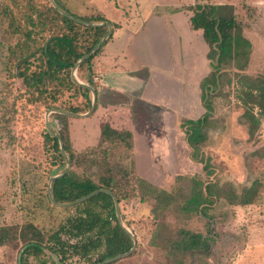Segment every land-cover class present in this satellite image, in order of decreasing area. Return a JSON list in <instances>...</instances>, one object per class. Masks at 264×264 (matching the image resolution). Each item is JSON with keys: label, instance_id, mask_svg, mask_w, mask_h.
Instances as JSON below:
<instances>
[{"label": "rangeland", "instance_id": "rangeland-1", "mask_svg": "<svg viewBox=\"0 0 264 264\" xmlns=\"http://www.w3.org/2000/svg\"><path fill=\"white\" fill-rule=\"evenodd\" d=\"M25 1L0 0V226L21 228L32 224L46 241L74 212L49 206L46 198L51 175L63 169L52 166L44 143L46 114L54 109H47L45 98L30 97L20 79L12 76L16 70L10 73L8 67V48L14 45V38L9 34L7 15L12 11L19 22L20 7ZM116 1L118 10L111 3L96 0H69L65 4L70 14L84 18H89L99 5L100 12H107L111 21L124 9L140 19L149 15L147 3L146 7L136 10L135 4L143 0H129L130 6L127 0ZM196 3L232 5L243 34L251 44L247 65L242 66L239 60L236 64L227 61L220 68L213 126L209 141L203 146L213 168L212 174L207 175L200 163L190 159L183 133L178 130L182 115L171 120L170 115L167 116L165 135L162 136L161 130L160 136L153 143L150 141L152 156L147 145L140 143L133 161L131 152L117 142L107 146L106 155L80 157L85 162L69 168L77 177L93 180L109 169L119 182L121 220L135 237L136 248L128 257L111 264H264V116L257 108L241 103L242 95L249 90L247 85L264 79V0H160L167 9L176 6L187 10ZM77 71L76 78L84 83L86 69L81 75ZM210 72L209 67L206 76ZM82 103L81 99L70 100L66 94L58 108L82 107ZM245 109H252L258 118L253 134L245 123L248 119L242 116ZM202 112L199 100L191 116L194 118ZM53 114L57 113H51L47 119L55 133L59 123ZM92 156L99 158V165L90 162ZM133 176L146 180L157 192L152 197L141 198ZM196 181L227 185L237 195L255 183L256 198L249 205H231L228 200L218 199L208 206L206 216L191 213L187 211L188 200ZM181 230L212 239L210 251L207 254L182 253L169 248L170 245L165 246L166 241ZM20 250L21 243L0 246V264H17ZM43 251L41 259L49 261L48 264H83L77 258L60 263L59 256L46 248ZM30 264L36 261L30 258Z\"/></svg>", "mask_w": 264, "mask_h": 264}, {"label": "trees", "instance_id": "trees-1", "mask_svg": "<svg viewBox=\"0 0 264 264\" xmlns=\"http://www.w3.org/2000/svg\"><path fill=\"white\" fill-rule=\"evenodd\" d=\"M54 2L62 11L74 18L89 23H108L107 19L100 15L84 18L70 14L66 9L65 1L54 0ZM187 10L192 12L190 27L201 33L202 40L208 47L207 60L211 72L199 83L202 114L194 120L182 119L179 129L183 133L190 159L200 163L207 175H210L213 168L203 152V146L208 143L210 128L213 126L214 100L219 89L220 68L227 61H234L236 64L239 60L243 63L242 66L247 65L251 44L243 34L232 5L196 3ZM19 14V22L12 16V11L7 15L9 34L14 38V45L8 48L9 63L7 62L10 73L16 70L12 76L20 79L22 88L30 97L36 95L34 99L38 100L45 98L48 102L47 109L72 114L88 112L91 107V93L72 81L71 71L74 65L106 35L107 26L88 27L77 24L60 14L52 7L49 0H26L22 2ZM102 46L77 69L80 75L86 69L84 83L94 89L96 85L89 74L91 62L100 53ZM247 87L249 90L241 97L242 105L255 107L260 115L264 116V79L260 78ZM66 94H69L70 100L81 99L82 107L76 105L58 108V104L62 103V98ZM242 116L248 119L245 123L248 125L249 133L253 134L256 129L254 122L258 118L252 109H245ZM53 118L59 123L55 133L63 143V150L70 160V166L82 165L85 161H81L80 157L106 155L107 146L117 142L122 143L127 151L131 152L133 149L130 132L114 129L108 122H101L96 145L84 150H76L70 139L71 118L59 113L53 114ZM44 143L51 155L52 166L63 167L59 173L51 177L62 173L66 162L60 152L58 140L45 130ZM90 162L94 165L100 164L96 156H92ZM132 178L141 198L152 197L157 192V189L146 180L135 176ZM118 186L119 182L115 180L113 172L107 169L106 174L99 175L96 180L90 177H77L73 170H68L67 174L54 180L50 187L53 201L63 205L96 190H107L120 202ZM256 191L255 183L237 195L227 185L196 181L188 200L187 211L206 216L208 206L218 199L228 200L231 205H249L256 198ZM112 195L99 193L83 203L63 208L66 211H73L74 215L60 224L46 241L42 232L32 224L21 228L0 226V246L21 243L17 264H30V258L35 260L36 264H48L49 261L41 259L45 248L59 256L60 263L68 258H77L83 264H95L126 253L132 246V240L117 222ZM46 198L49 206L55 208L56 205L51 203L49 197ZM211 240L200 233L181 230L174 238L166 241L165 246L170 245L169 248L176 251L178 249L182 253L207 254L211 249Z\"/></svg>", "mask_w": 264, "mask_h": 264}, {"label": "crops", "instance_id": "crops-1", "mask_svg": "<svg viewBox=\"0 0 264 264\" xmlns=\"http://www.w3.org/2000/svg\"><path fill=\"white\" fill-rule=\"evenodd\" d=\"M96 1L119 9L116 0ZM146 3L149 15L142 19L124 9L111 21L107 12H100V5L89 16L107 19L112 33L91 62L95 109L88 117L69 120L70 139L76 150L95 146L101 122H108L114 129L131 133L135 161L140 143L147 145L152 156L153 140L161 130L165 135L168 115L170 120L178 115L194 120L201 115L191 116L199 106V83L209 71L208 47L201 33L190 27L192 12L176 6L167 9L160 0L134 3L136 10ZM126 4L132 3L127 0Z\"/></svg>", "mask_w": 264, "mask_h": 264}, {"label": "water", "instance_id": "water-1", "mask_svg": "<svg viewBox=\"0 0 264 264\" xmlns=\"http://www.w3.org/2000/svg\"><path fill=\"white\" fill-rule=\"evenodd\" d=\"M50 3L52 5L53 8H55L60 14L64 15L66 18L76 22L77 24H80V25H84V26H88V27H98V26H102V25H105L107 26L108 28V31L106 33V35L99 41V43L91 50L89 51L86 55H84L73 67L72 71H71V78H72V81L76 84V85H80L86 89H88L92 95V101H91V107L89 109V111L85 114H72V113H68V112H64V111H58V110H50L47 112L46 114V129L48 131V133H50V135L52 137H55L58 142H59V147H60V152L62 154V156L64 157L65 159V162H66V166L63 170L62 173L58 174V175H55V176H52L49 180V188H48V197L51 201L52 204H55L56 206H59V207H64V208H69V207H72L74 205H77V204H80V203H83L84 201L92 198L93 196L99 194V193H106V194H109V195H112L111 192L107 191V190H96L86 196H83L79 199H77L76 201L72 202V203H69V204H63V205H60V204H56L53 199H52V195H51V183L64 176L65 174H67L69 168H70V160L69 158L66 156L64 150H63V143L62 141L60 140V138L58 137V135L56 133H54V131L50 128V124L48 122V116L51 114V113H59L61 115H64L66 117H70V118H83V117H88L90 116L94 109H95V106H96V91L95 89L88 85V84H85V83H82L80 82L76 76H75V73L78 69V67L80 65H82L86 60H88L89 58H91L99 49L100 47L104 44V42L108 39V37L111 35L112 33V27L109 23H89V22H86L82 19H78V18H74L70 15H68L67 13H65L64 11H62L57 5L56 3L54 2V0H50ZM112 199L114 201V205H115V213H116V219H117V222L119 224V226L129 235V237L131 238L132 240V246L131 248L129 249V251H127L126 253H123V254H120V255H117L113 258H110V259H107V260H104L102 262H98V263H95V264H111V263H114L118 260H121V259H124L126 257H128L136 248V239L135 237L132 235V233L124 226V224L122 223V220H121V215H120V208H119V202L118 200L116 199L115 196L112 195Z\"/></svg>", "mask_w": 264, "mask_h": 264}]
</instances>
